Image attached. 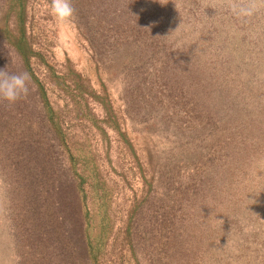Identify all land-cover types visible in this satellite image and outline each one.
<instances>
[{"label":"rangeland","instance_id":"1","mask_svg":"<svg viewBox=\"0 0 264 264\" xmlns=\"http://www.w3.org/2000/svg\"><path fill=\"white\" fill-rule=\"evenodd\" d=\"M51 2L0 0V264H264L261 0Z\"/></svg>","mask_w":264,"mask_h":264},{"label":"clouds","instance_id":"2","mask_svg":"<svg viewBox=\"0 0 264 264\" xmlns=\"http://www.w3.org/2000/svg\"><path fill=\"white\" fill-rule=\"evenodd\" d=\"M261 4H264V0H261ZM50 8L55 20L61 25L70 23L74 17L71 0H52ZM228 8L233 16L240 19L251 17L258 11V5L255 3L233 2L228 5ZM30 83L31 75L27 71L11 74L0 69V101L15 104L27 97Z\"/></svg>","mask_w":264,"mask_h":264},{"label":"trees","instance_id":"3","mask_svg":"<svg viewBox=\"0 0 264 264\" xmlns=\"http://www.w3.org/2000/svg\"><path fill=\"white\" fill-rule=\"evenodd\" d=\"M17 1V0H16ZM21 11V9L19 10V12ZM18 16H20L21 17V12H20V14L18 13Z\"/></svg>","mask_w":264,"mask_h":264}]
</instances>
